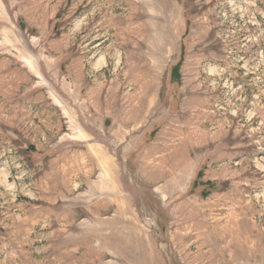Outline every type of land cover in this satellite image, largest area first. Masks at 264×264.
Returning <instances> with one entry per match:
<instances>
[{
	"label": "rangeland",
	"instance_id": "obj_1",
	"mask_svg": "<svg viewBox=\"0 0 264 264\" xmlns=\"http://www.w3.org/2000/svg\"><path fill=\"white\" fill-rule=\"evenodd\" d=\"M0 264H264V0H0Z\"/></svg>",
	"mask_w": 264,
	"mask_h": 264
}]
</instances>
